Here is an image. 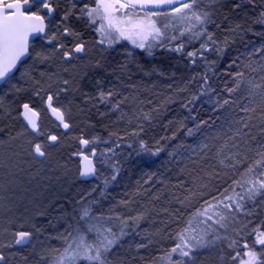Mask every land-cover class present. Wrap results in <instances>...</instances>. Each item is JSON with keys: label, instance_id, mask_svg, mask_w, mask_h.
Listing matches in <instances>:
<instances>
[{"label": "trees", "instance_id": "1", "mask_svg": "<svg viewBox=\"0 0 264 264\" xmlns=\"http://www.w3.org/2000/svg\"><path fill=\"white\" fill-rule=\"evenodd\" d=\"M87 2L94 4L92 0H84L82 3ZM233 2L235 0H220V3H215L214 0H202L199 4L200 8L212 13V19L215 23L208 24L207 30L213 33L217 44H222L226 33L229 34L227 36L229 43L222 58H218L215 52L204 53V56L209 61H217L213 71L208 70L209 65L200 59L199 56L196 58V63L193 64L191 58L186 55L187 52L199 49L200 44L204 42L206 37L189 41V37L192 34L186 33L184 37H180V39L170 43V47H176L183 43L184 48L181 52L171 51L168 47H154L151 49L152 54L149 55L147 48H138L130 42L121 43L117 47V54L108 62L105 69L91 77L84 86L83 90L86 92L84 99L86 115L89 117V122L94 125V129L102 134L99 138L100 143H95L97 148L102 151H107L109 148L117 151L130 149L133 153L128 167L124 168L123 183L129 184L128 191L125 190V193L120 196V192L117 194L118 198L125 199L120 204L130 209L139 206L138 215L143 214L148 219L151 218L150 222L154 224V228L149 230V232L154 234V243H144L146 247L137 248V245L140 244L135 233L137 226H135L133 231V226L129 222L130 227L127 229L129 235L125 236L121 241L123 247L115 250L116 256L113 257L115 264H168L163 257L177 243L176 234L187 226V221L192 219V226L197 228L198 231L205 227L198 223L203 217L193 218V213L202 207L205 200L220 196L226 188L229 189V194H231L232 187H235L237 192L243 194V190L235 186L233 181L247 179L248 177H245L242 173L252 163V160L258 157L254 153L249 152L246 154L250 159L240 167H237V169H224L221 170L220 174L215 171L216 168L213 163L215 164L214 160L217 157L218 146L222 144L220 140L225 137L221 133L222 126L229 124L233 114L237 113V103L226 106L224 109H219L215 108L214 101L219 100L222 102L225 98L236 101L239 90L232 93L231 96L224 91L226 86H234L231 77L224 74L232 60H236L237 65H239V67L234 66L229 70L234 73L243 71L244 66L241 65L244 64L250 53L253 56H260L254 50L264 47V24L256 21L260 12L264 11V3H262V0H255L254 4H249L247 0H239L241 7L234 10L232 8ZM56 10L59 19L64 10L61 8ZM225 16H227V19H225ZM237 23L243 24L245 30L240 31L238 34L230 32L229 29ZM86 25L87 21H84L80 27L76 24L75 28L83 30ZM217 25H219V28ZM185 26V24L175 25V27H169L167 32L169 36H179V30ZM199 27L197 26L193 30H199ZM165 44H169V42L165 41ZM208 47L213 48L215 45L209 43ZM237 57L239 59H236ZM205 73L210 77L209 83L215 91L200 96L201 77ZM18 74L19 72L16 75ZM98 81L99 84L97 83ZM3 88L5 87H2L0 91ZM109 88H126L136 98V101L138 98L144 100V102L155 101V107L158 108L159 106V108L164 109L160 112L165 113L168 107L166 115H161L156 121L143 123L144 125L141 127H134L139 132L138 136L130 134L124 138L119 132H112L109 129L108 123L104 121L111 123V120L103 118L104 113L94 103L97 101L96 94L103 91L106 92L107 96V89L110 90ZM193 95L199 96V99L192 104H188ZM19 98V103L14 106L10 115V122L7 124L0 122V128L12 132L21 129V125L16 119L20 105L23 102L35 105V101L28 99L27 96ZM169 101L172 104L167 106ZM186 104H188V107H185ZM261 114L260 106L258 105L255 113H242L241 117L246 119L247 116H252L253 119L250 123L253 124L256 119L262 118ZM202 121H208V125L201 124ZM197 124H201L199 131L195 130ZM234 125L236 124L231 126ZM261 126L264 125L260 124ZM14 127L17 128L14 130L12 129ZM189 128L194 130V134L191 136L187 134V129ZM255 129L257 130L258 128ZM252 134L256 135L257 141L262 139L259 130ZM91 138L93 140V137ZM141 140L147 144L152 152H155L157 148H161L162 151L155 156L142 152L140 149ZM189 142L207 145L206 148L203 147L204 158L203 155L194 159L189 158L186 152L190 147L187 144ZM255 143V141H252L253 146H255ZM174 153L175 156H172ZM239 158L243 159V154ZM137 172H145L140 179H143L145 175L147 184H138L140 179L135 175ZM157 176L165 180L166 176L169 177V184L166 188L158 186L154 188L152 190L153 200H150V192L148 193L150 188L148 186L153 182L152 179H156ZM206 177L207 183L204 185L208 186V177H212L215 182L221 181V185L226 182V186L215 195V190H207L206 187L199 189L200 180ZM104 183L101 182L94 191H88V183H81L72 191L73 195L71 197L64 199L63 207L71 215L74 223L78 218L79 210L83 206H89L94 215H100L104 207H109L113 203L109 199L111 188L109 190L105 189ZM203 192L208 193L207 197L203 196L188 211L192 204L191 201ZM192 193H195V195H191ZM186 197H189V199H186ZM263 198L257 197L255 202L245 200L244 212L237 214L235 220L230 219L227 222V228L215 226L220 236L227 237V239L218 241L215 244L217 246L215 251L219 255L227 257V263L225 264H239V258L235 261L231 259L232 256L236 255L237 251L240 252V258L245 259V249H243L242 245L245 241L251 245L255 239L254 235H248V233L254 227L264 228V204L260 203ZM181 201H184V203L181 204ZM116 203L115 207L119 202ZM115 207L113 206V208ZM248 212H251L252 215H247L246 213ZM104 216L107 217L106 214ZM143 220H146V218ZM243 224H248V227L243 229L241 235H237L233 229H240ZM167 239L170 244L168 248L162 250L157 247L156 243L160 244ZM231 239L238 241L235 249L228 248V243ZM200 253L202 256H204L203 254L208 255L206 248L199 250L197 255ZM176 258L174 255L173 259ZM47 259L49 258L44 259V262H47ZM31 262V260H28L25 264H31Z\"/></svg>", "mask_w": 264, "mask_h": 264}, {"label": "snow or ice", "instance_id": "2", "mask_svg": "<svg viewBox=\"0 0 264 264\" xmlns=\"http://www.w3.org/2000/svg\"><path fill=\"white\" fill-rule=\"evenodd\" d=\"M54 2L58 7L59 0H39V2L37 0H0V82H3V84L11 85L14 70H20L17 65L21 64L23 66L24 62L22 58L32 57V53L29 51L30 37L43 34L42 39H46L49 44L57 41L60 37H74L77 41L71 48L66 47L64 43H60L58 46L53 45V51L51 53L43 51L36 52L35 59L40 62L49 60L53 55L61 52V50H63L61 58L65 61H71L77 58L75 54L85 52V42L80 40L79 33L74 31L70 24L65 23L75 14L73 10L77 8V4L81 3L82 0H67L70 7L64 11L60 23L56 25L57 31L48 35V25L45 24V19L46 17H51V14L56 11V8L53 7ZM201 2L202 0H94V7H89L87 3H84L79 8L80 15L77 19L82 17L86 18L89 26L96 25L99 21V26L95 29L101 35V38L97 42L98 44L107 42L108 46L111 47L121 39H128L138 48H147L149 55L152 54L151 49L154 47H168L171 51L181 52L184 48L183 43H180L176 47H170V43L171 41L180 39V37H184L186 33L192 34L189 37V41L206 37L204 42L200 44L199 49L187 52L186 55L191 58L193 64L196 63V58L199 56L200 59L209 65L208 70L213 71V67L217 61H209L204 56V53L209 51L215 52L218 58H222L229 41L226 37L222 44H217L213 33L207 30L208 24L215 23L212 19V13L204 8H200L199 4ZM214 2L220 3V0H214ZM247 2L254 4L255 0H247ZM262 3H264V0H262ZM33 5L36 6L37 10H31ZM137 7L141 11H144L143 17L139 16ZM240 7L241 3L239 0H235L232 8L235 10ZM125 9L128 11L125 12ZM43 10H47L45 14H41ZM134 16L136 19H133ZM154 17L163 18L159 26L158 20L154 19ZM225 19H227V16H225ZM54 20L55 18L52 17L49 20V24H52ZM172 20H177L181 24L186 25L179 30V36H169L167 32L169 27H175L172 24ZM256 22L264 24V11L260 12ZM197 26H200L199 30L194 31L193 29ZM217 27L219 28V25ZM243 30H245L244 26L240 23H237L229 29L230 32L237 34ZM165 41H168L169 44H165ZM209 43L215 45V47L209 48ZM254 52L260 54L261 59L264 60V47L255 49ZM249 55H252V53ZM236 59H239V57ZM234 66L239 67L236 60H232L228 64V69L224 73L231 77L234 86H226L224 91L231 96L232 93L241 89L246 83L248 92L243 99L248 100L249 97L259 95L262 104H264V84L257 83L255 79L246 80L243 71L230 72L229 70ZM244 66L251 67V64H245ZM261 67L264 68V64ZM64 71H68V69L66 68ZM252 71L255 72L256 69L252 68ZM213 74L215 73L213 72ZM41 75L44 74L41 73ZM21 77H30L28 69L21 72ZM260 79L264 81V75ZM201 80L200 96L215 91L209 83L210 77L207 73L201 77ZM34 83L39 84L40 81H34ZM62 83L67 86L70 81L64 79ZM97 83L99 84V81ZM11 87L16 92L23 91V89L15 85H11ZM66 90V87L61 89V91ZM113 94V92L109 91L106 96L105 92L101 91L99 98L101 101H106L107 97H111ZM35 95L39 96L40 91L37 90ZM53 99L52 94L47 95L48 108L59 121V124L64 129H69L70 124L65 120L64 111L59 107L53 106ZM197 99H199V96L193 95L188 101V104H192ZM234 103L236 101L227 98L223 99L222 102L219 100L214 101L215 108L219 109H224L226 106ZM188 104L185 107H188ZM2 107L3 98L0 97V108ZM21 107L23 111L20 115L26 121L24 131L14 136L9 134V141L0 140V145H4L10 141H17L21 136L29 135L32 138L28 140V147L25 151H27V154L33 161L44 163L49 155L48 149L56 147L60 142V137L57 135H48L46 140H39L38 137L44 135L37 123L39 113L29 102L22 103ZM118 107L119 104L114 106V108ZM240 110L246 114L255 113L256 107L244 105L241 106ZM144 118L149 119V116L146 114ZM252 119L253 117L249 115L246 119L233 118L229 121V123H234L239 125V127H236L234 131L231 128L229 129L231 135L228 136V141H234L237 137H240L242 143H232L231 148L235 149V151H229L225 154L224 147H227L226 141L225 146L218 150L217 153L221 157L219 163L225 168H231L233 170L250 159L246 153L251 152L258 157L252 160V163L244 169L242 175L248 177L247 179L233 181L235 186L243 190V194L237 192L235 187H232L231 194H229V189L226 188L220 196L205 200L202 207L193 213V218L203 217L198 223L205 227L198 231L197 228L192 226V219L188 220L187 226L176 234L175 239L177 243L163 257V259L167 260L168 264H196L199 250L213 246L223 239H227V237H222L217 233L216 225L219 228H227V222L230 219L235 220L237 214L244 212L245 200L255 202L257 197H264V126L259 128L262 139L257 141L256 135L252 134V129L257 127V125L250 123ZM260 123L264 125V116H262ZM201 124L208 125V121H202ZM201 124L196 125V131L200 130ZM29 129L31 130L30 132ZM244 129H248V131H244ZM3 132L4 129L0 128V133ZM187 134L189 136L193 135L194 130L191 128L187 129ZM133 135L138 136L139 132H134ZM96 139L98 138L90 141L89 139L81 137L79 143L87 148L90 144H95ZM250 141H255V146ZM203 147L206 148L207 145H203ZM140 149L142 152L150 153L153 156L158 155L162 151L161 148H157L155 152H152L143 140L140 141ZM107 151H112V149H108ZM242 154L243 159H240L239 157ZM74 155L81 157L82 170L80 171V176L88 177L95 175L96 167L93 159L85 154L83 149L74 153ZM101 155L103 156L104 153H101ZM95 156L96 151L93 148L91 149V157ZM8 159L11 160V156ZM112 179L115 180L116 176L113 175ZM202 187H207V185H202ZM191 195H195V193ZM201 195H204V193H201ZM186 199H189V197H186ZM183 203L184 201H181V204ZM260 203L264 204V199H261ZM246 214L252 215L251 212ZM143 218V214L128 218H121L119 215L107 217L103 214L94 215L89 206H83L79 210L75 224L69 225V228L57 237L63 243L62 250L58 248L47 250L48 254L52 256V264H115L113 259L116 256L115 250L123 247L121 241L125 236L129 235L127 231L130 227L129 222L131 221L133 226L132 230L134 231L135 226H138L139 221ZM249 223L251 222L249 221ZM247 227L248 224H243L240 229L234 228L233 231L237 235H241L243 229ZM33 234V232L26 230L16 231L13 233L14 240L12 243L0 245V248H11L16 245L26 246L31 243ZM248 235H254L255 239L251 245L247 241L242 245L243 249L246 250L244 256L247 259L240 258L239 251L231 259L235 261L239 258V264H264V228L254 227ZM210 236L211 238H209ZM237 243L238 241L236 239H231L228 243V248L235 249ZM257 245L261 246L259 251H257ZM142 247H146V245H137V248ZM53 253L55 255H52ZM174 255L177 257L176 259H173ZM46 258L45 256L40 257L41 260ZM0 264H7V256L3 251H0Z\"/></svg>", "mask_w": 264, "mask_h": 264}, {"label": "rangeland", "instance_id": "3", "mask_svg": "<svg viewBox=\"0 0 264 264\" xmlns=\"http://www.w3.org/2000/svg\"><path fill=\"white\" fill-rule=\"evenodd\" d=\"M84 0H82L83 2ZM81 2V3H82ZM94 3V0H92ZM78 3L77 8L74 9V15L69 18L68 21H66V24H70V19H74V22L76 20L84 19L86 18H80L77 19V17L80 15L79 8L83 6L84 3ZM57 8H61L62 10H66L70 5L68 4L67 0H59V6L57 7V4L53 3ZM89 7H94V4H91L90 2H87ZM125 12L128 10L125 9ZM137 12L139 13L140 17L144 16V11H141L140 9H137ZM63 16V14H62ZM61 16V17H62ZM133 19H136L134 16ZM154 19L158 20V26L161 21H163V18H156ZM61 20H54L52 24H50V34L55 33L57 31L56 25L60 23ZM87 21V20H86ZM71 22V21H70ZM72 23V22H71ZM173 25H181V23L177 20H172ZM73 28V25L70 24ZM99 26V21L96 25L89 26L91 27L92 31L94 32L96 36V41L89 42L88 40H85L82 34L79 33L80 40L85 42L86 50L85 52L81 54H75L77 58L72 59L70 62H66L61 58L60 55L57 53L53 55L49 60L40 62L35 59V53L36 52H46L51 53L53 51V45L58 46L60 43H63L66 39H69L70 41H76L74 37H60L57 41H54L52 44H49L46 39H41L36 41L32 46V57L31 59L23 65L18 75L12 78L11 85H15L18 88L23 89V91L16 92L11 85L7 84L5 88H3L2 91H0V97L3 98V107L0 108V122H3L4 124H7L10 122V115L13 111V108L15 105H17L20 101L21 94H25L28 99H33L34 101H37L39 105H37L36 109L40 112L42 116L41 120V127L40 130L44 133L43 136L38 137L39 140L43 139L45 135H47V131H50L48 135H57L60 137L63 145L69 144L72 142L70 133H75L76 129L80 128V133L88 139L89 136L93 135V132H88L90 129L88 126L85 125L86 118V109L82 107L80 104V100L83 98V91L82 93L78 92L79 88L83 84L84 81H87L97 73L101 72L103 68L105 67V64L111 54V52L114 51V48L118 45V43L123 42H131V40L128 39H121L118 43L113 44L111 47L108 46L107 42L104 44H98L97 42L101 38L100 33L96 32L95 29ZM76 31L75 29H73ZM229 34L226 33L225 38ZM134 45V44H133ZM93 50V51H92ZM89 52L91 53L89 55ZM251 64V67H245V64ZM264 64V60L261 59V56H253L249 55L248 58H246V61L243 65L244 69L243 72L245 73L246 80L247 79H255L257 83L264 84V81L260 79L262 75H264V68L261 67V65ZM68 69V71H64V69ZM252 68H255L256 71L253 72ZM25 69H28L30 72V77H21V72H23ZM43 73L44 75H41ZM64 79H68L70 81L69 85L65 86L63 85L62 81ZM34 81H40L39 84L34 83ZM67 88L66 91H61L62 88ZM72 87V90H71ZM74 87V89H73ZM123 90V88H115ZM115 89H111L112 92L116 91ZM39 90L40 95H35V92ZM248 92L247 84L239 89V92L237 94L236 98V110L237 113L233 114V118H242L241 115L242 112L240 110L241 106L247 105L249 107H256L260 106V113L264 116V104H262L261 98L259 95H256L255 97H249L248 100L243 99L245 94ZM259 92V90H257ZM48 94L53 95H59V97L56 100V107L61 108L62 111H64L66 120L72 125V131L70 133H65L62 131V127L57 124L49 115L46 105V98ZM77 98V102L74 100ZM113 97H108L111 101ZM134 100V99H133ZM122 100H120L121 103ZM135 102V101H134ZM133 101H125L124 104L127 106H131L134 104ZM136 103V102H135ZM171 105L172 102L169 101L167 103V106ZM122 109V106H119L116 108L117 111H120ZM168 107L166 108L167 112ZM164 109H161L155 107V101H149L147 102V106L142 105L140 107V111L138 113L139 119L136 122V125H139L142 121L146 120H152V117H157L158 115H166V112H160ZM128 113L127 111L125 112ZM124 111L122 112L123 115H125ZM149 116V119H145V115ZM247 114H253V113H247ZM130 117V114L125 115ZM132 117V116H131ZM130 117V120H131ZM259 117V116H258ZM231 118V120L233 119ZM47 121V123H46ZM260 121L261 118L259 117L256 119V121L253 122V124L257 125L259 130L260 128ZM22 123V122H21ZM234 123H229L227 125L222 126V134L225 135L224 138H221L220 142H222L221 145H219L220 150L222 147L225 146V142L227 141V147H224V152L227 154L229 151H235V149L231 148L232 143H242L241 138L237 137L234 141H228V136L231 135V131L229 129L231 128L233 131L236 127H239V125H233ZM17 127H14L12 129H16ZM253 128L252 131L255 134L257 130ZM19 130V129H17ZM244 131H248V129H244ZM16 133V132H13ZM19 132L16 133V135ZM89 135V136H88ZM21 139V141H20ZM17 141L14 142H8L4 145H0V149H3L2 151L4 153L9 154L6 160L0 159V245H7L11 244L14 240L13 233L16 231L26 230L33 232V241L31 243L29 250V254L31 257L33 256H47L48 249L51 248H63V243L60 239L57 237L66 231V228L62 226L60 223H64L65 226L69 228V225H71L70 221V214L64 213L62 211L63 207V197L64 198L72 193V191L77 187L78 184V177L76 179H69L71 177H74L75 174V166L72 162H67L60 167V171L63 174H57L55 173L53 176L51 175L54 168L52 167L53 159L52 157H55L56 152L53 150L48 149V157L44 161V163H39L38 166H36V169H32L31 166L32 159L27 154L28 143H25L22 139L23 137H20ZM5 141H9V138L5 139ZM252 143V141H250ZM97 144L100 142L97 141ZM253 145V144H252ZM65 147V146H64ZM16 150L18 152L14 153ZM76 153V152H75ZM101 153H104V155H99L98 158V165L100 168V174L103 177H109V175L112 172H115V176L117 179L120 176V166L125 165L130 156L128 154L123 155H117L114 158L113 153L109 151H101ZM11 156V160L8 158ZM220 156L217 155L214 162L216 163V167L222 170H229L231 168H225L219 163ZM115 159V160H114ZM214 165V163H213ZM239 165L238 167H240ZM58 172V171H57ZM118 174V175H117ZM209 178V185L206 187L207 190L214 189V178ZM69 181V183L66 185V183ZM65 185V186H64ZM119 185V184H118ZM124 189L122 190V187L118 192H120L119 196L122 193H125V190L128 191L129 184L123 183L122 184ZM202 185H204L203 179L199 183V189H201ZM226 186V182L220 186L218 190H215V194L221 191L222 188ZM89 188L97 187L96 182L90 184L88 186ZM122 190V191H121ZM204 193V192H203ZM62 194V195H61ZM208 193H204V195H199L198 197L194 198L191 202L195 205L199 202V200L202 199L203 196L207 197ZM210 196V195H209ZM212 196V195H211ZM52 197V198H51ZM112 204L115 207L116 202H123L125 199L118 198L117 195H112ZM51 198L50 200V207L46 208V210H40V205L43 202L46 203V200ZM129 199V197H128ZM264 199V198H263ZM38 201L40 204L37 205L34 203L35 201ZM48 203V202H47ZM23 206H22V205ZM35 204V205H34ZM110 205V206H111ZM109 206V207H110ZM108 207V208H109ZM45 208V207H44ZM77 210V209H76ZM109 209L103 210L105 212L104 214H109ZM111 213H115V216L119 215H126L128 214L127 208L123 205L121 207H115L110 210ZM63 216H62V215ZM59 216L61 217V220L59 219ZM110 216H112L110 214ZM61 221V222H60ZM35 225V227H33ZM6 227H9V230L6 229ZM39 229V231H37ZM139 240L138 243L144 244L148 243V240H144L146 237L141 234V231L139 233ZM154 242H150V244H153ZM167 243L166 241H163L162 243L158 244L156 243L158 248H162L164 244ZM149 244V245H150ZM261 247V246H260ZM151 250V249H150ZM154 250V249H152ZM0 251H3L5 255L7 256V263L9 261L16 263L17 259V253L18 248L16 246H13L11 248L4 247L0 248ZM151 252V251H150ZM52 255H55L54 253ZM204 256L197 255L196 264H225L227 263V257L225 255H219L218 252L216 254H203ZM52 256L49 257L46 261L49 262L52 259H50ZM21 258V257H20ZM28 259H24L25 264ZM33 259V258H32ZM245 259H247L245 257Z\"/></svg>", "mask_w": 264, "mask_h": 264}, {"label": "bare ground", "instance_id": "4", "mask_svg": "<svg viewBox=\"0 0 264 264\" xmlns=\"http://www.w3.org/2000/svg\"><path fill=\"white\" fill-rule=\"evenodd\" d=\"M63 14H64V12H63ZM62 16V15H61ZM55 20H61V17L58 19V15L56 14V17H55ZM72 23H71V22ZM70 21H69V23L70 24H72L73 25V29H75L76 30V32L77 33H80V34H82V36L84 37V39L85 40H88L89 42H91V41H93V42H95L96 41V36H95V34H94V32L92 31V29H91V27H89V25H88V23H87V25H86V28H84L83 30L82 29H76L75 28V26H76V24H78V27H80V25H82L83 24V22L84 21H86V20H84V19H80V20H76L75 22H74V19L72 18V19H70ZM50 34V26H49V28H48V35ZM38 41V40H37ZM36 42V41H35ZM34 42V43H35ZM58 42V41H57ZM71 42L74 44L75 42H77V41H70L69 39H66L63 43L66 45V47H68V48H71L72 46H73V44H71ZM33 43V44H34ZM121 43H118V45H120ZM118 45L114 48V51L113 52H111V54H110V56H109V58H108V60H107V62H106V64H105V66L108 64V62L117 54V47H118ZM62 51L63 50H61V52H58L57 54L58 55H60V56H62ZM93 51V50H92ZM78 54H83V53H78ZM91 53L89 52V55H90ZM31 59V57L29 58V60ZM29 60H27L23 65H25ZM66 62H70V61H66ZM23 66H21V68H22ZM21 68H20V70H21ZM103 69H105V67L103 68ZM19 70V71H20ZM89 80V79H88ZM87 80V81H88ZM87 81H84L83 82V84L81 85V87L79 88V90H78V92H80V93H82V91H83V98L80 100V104L82 105V107L83 108H85V106H86V104H84V99H85V94H86V92L83 90L84 89V86H85V84L87 83ZM73 89H74V87H73ZM110 89V88H109ZM71 90H72V87H71ZM116 91L114 92L113 91V95H112V99H111V101H107V100H109L108 99V97H107V100L106 101H101L100 100V98H99V93L98 94H96V102H94L97 106H98V108L99 109H101L102 110V113H104L103 114V118H109L111 121V123H109L108 121H104V122H106V123H108V125H109V129L112 131V132H119L124 138H126L127 136H129L130 134H133L134 132H137V130L134 128V127H141L142 125H144L143 123H150V122H152V121H156L157 120V118L158 117H160V115H158L157 117L155 116V114L153 113V117H152V120H148V121H146V120H144V121H142L139 125H136L137 123V121H138V119H139V116H138V113H139V111H140V107L142 106V105H144V106H147V101H145L144 102V100H142V99H137V101H136V98L135 97H133V95H132V93L131 92H129L128 90H126V88H123V90H120V89H115ZM109 91H111L112 92V90L110 89V90H108L107 89V92H109ZM53 95V94H52ZM105 95H106V92H105ZM25 96V94H21V96L20 97H24ZM53 97H54V99H53V101H54V103H56V100L59 98V97H61V96H59L58 94L56 95H53ZM62 98V97H61ZM134 99V100H133ZM33 100V99H32ZM120 100H122L121 101V103H120ZM75 102H77V98L74 100ZM125 101H135L134 102V104L133 105H131V106H127V105H125L124 104V102ZM24 103V102H23ZM46 103H47V98H46ZM35 105H32V104H30L36 111H38L37 109H36V107H37V105H39L38 103H37V101H35V103H34ZM117 104H119V106H122V109L120 110V111H117L116 110V108H114V106L115 105H117ZM21 105H22V103H21ZM21 105H20V108H19V111H18V114H17V117H16V119H17V121L19 122V125H21V129H19V130H15L16 131V133L17 132H19V133H21V132H23L24 131V127H22L23 125L25 126L26 124L24 123V121H23V117H22V115H20V113L23 111V109H22V107H21ZM86 109V108H85ZM124 111V113L127 111L128 113L127 114H130V117H131V120H130V117H129V119H128V117L127 116H125V115H127L126 113H125V115H123L122 114V112ZM39 112V111H38ZM87 112V111H86ZM39 114H40V112H39ZM87 114V113H86ZM40 116H41V114H40ZM89 117L86 115V118H84V120H85V125L84 126H88L89 127V131L88 132H93V135H91V136H89L90 138H89V140L91 139L92 140V138L91 137H93V139L94 138H98V139H96V142L97 141H100V137H101V133L100 132H98V131H96L95 129H94V125L93 124H91L90 122H89V119H88ZM65 119H66V116H65ZM41 120H42V116H41ZM41 120H40V122H39V128L41 127ZM55 121V120H54ZM22 122V123H21ZM57 124H59L57 121H55ZM66 122H68L67 120H66ZM46 123H47V121H46ZM69 123V122H68ZM70 124V123H69ZM60 125V124H59ZM62 128V131L63 132H65V133H70L71 131H72V125L70 124V129H68V130H66V129H64L63 128V126L62 125H60ZM80 128H78V129H76V131H75V133H70L69 134V136L71 135V137H72V142H70L69 144H65V145H63V143H62V141H61V139H60V142H59V144L56 146V147H51V148H49V150H53V151H55L56 152V154H55V157H52V159H53V161H52V163H53V165H52V167L54 168V170H53V172H52V176L55 174V173H57V174H63V173H61V171H60V166L61 165H63V164H65V163H67V162H72L73 163V165L75 166V168H76V170H75V174H74V177H71L70 179H69V181L72 179H76L77 177H78V184H77V186L78 185H80L81 183H88L89 185L90 184H92V183H94V182H96V184H97V187H94V188H88L89 190L88 191H94V190H96L97 188H98V186H99V184L101 183V182H105L104 183V188L105 189H107V190H109L110 188H111V191H110V194H109V199H110V201L112 200V195L114 196V195H117L119 192V190H120V188L122 187V190H123V179H124V176H125V171H124V168L125 167H128V164H129V162L132 160V157H133V153H132V151L130 150V149H127V150H115V149H112V148H109V149H112V151H109V152H114L113 154V157L116 159V158H118V157H116L117 155H123V154H128L129 156H130V158H129V160H128V162L125 164V165H122V166H120V176H119V178L117 179V177H116V179L115 180H113L112 179V177H113V175L115 174V172H112L110 175H109V177H103V176H101V174H100V168H99V165H98V158H99V155H101V151L102 150H100V149H98L97 148V146H96V144H90L87 148H85L84 149V146H82V145H80V143H79V139L81 138V137H83V138H85V139H88V137H86V136H84V135H82L81 133H80V130H79ZM30 130V129H29ZM31 131V130H30ZM16 133H13L12 131H10V130H4V132L3 133H0V140H5V139H7V138H9V134H11V135H16ZM48 133H50V131H47V135H45L44 137H43V139H41V140H46V138H47V136H48ZM252 133H253V131H252ZM21 137H23V141L25 142V143H28V140L29 139H31L32 137L31 136H29V135H24V136H21ZM90 140V141H91ZM20 141H21V139H20ZM219 142V141H218ZM188 144V146H190L188 149H187V153H188V155H189V158H191V159H194V158H196V157H198V156H200V155H203V158H204V151H203V145L202 144H199V143H195V142H189V143H187ZM109 145H110V143H109ZM65 146V147H64ZM110 146H112V145H110ZM95 149V151H96V157H95V163H96V165H97V173H96V175H95V177H94V179H92V180H83V179H81V176H80V171L82 170V162H81V157L80 156H77V155H74V153L76 152H79V151H81V149H83V151H84V153L85 154H87V155H89L90 157H91V149ZM3 149H0V159L1 160H6L7 159V157L9 156V154H7V153H4L3 151H2ZM16 152H18V150H16L14 153H16ZM172 156H175V153L172 155ZM202 157V156H201ZM91 158H93V157H91ZM114 159V160H115ZM31 163H32V165L33 166H31L32 167V169H36V166H38V164H39V162H37V161H31ZM214 167L216 168L215 169V171L217 172V173H221V168L219 169L218 167H216V163L214 164ZM34 169V170H35ZM58 171V172H57ZM143 174H145V172H137L135 175H137L138 176V179H140V178H142V176H143ZM147 174V173H146ZM218 174V175H219ZM170 178L169 177H167L166 176V180L165 179H163L162 177H159V176H157V178L155 179H152L153 180V182L148 186L150 189L148 190V193H149V198H150V200H153V189L154 188H157V186L158 187H162V188H166L167 186H168V184H169V182H168V180H169ZM69 181L66 183V185L69 183ZM201 181V180H200ZM203 181H204V184H206L207 183V177L205 178V179H203ZM147 182V179H146V176L144 175V178L143 179H140L139 180V182H138V184L139 185H141V184H145ZM221 181H217V182H215L214 183V189L213 190H218L219 188H220V186H221V183H220ZM220 183V184H219ZM119 184V185H118ZM147 184V183H146ZM65 186V185H64ZM121 186V187H120ZM121 190V191H122ZM74 191V190H73ZM167 192V191H166ZM62 195V194H61ZM73 194L72 193H70V194H68L65 198H64V196H62L63 198V201H64V199H66V198H69V197H71ZM77 197V196H76ZM52 198V197H51ZM51 198H49V199H47L46 200V203H42V204H44V205H40V210H46V208H49L50 207V200L52 201V199ZM48 202V203H47ZM34 203H36L37 205H39L40 203L36 200ZM117 204V203H116ZM22 205V204H21ZM35 205V204H34ZM192 205H193V203L191 204V206L188 208V211L191 209V207H192ZM23 206V205H22ZM45 207V208H44ZM116 207H121V204H118ZM139 206H136L135 208H133V209H130V208H127V211H128V214H126V215H120V217L121 218H128V217H134V216H137L138 215V212H139V208H138ZM108 210L109 209V214H106V216H110V214L112 215V216H115V213H111V209H113V206H110L109 208L108 207H104L102 210H101V214H103V215H105L104 213L105 212H103V210ZM62 211L64 212V213H66L67 212V210L64 208V207H62ZM64 215V214H63ZM62 215V216H63ZM61 216V217H62ZM61 217L59 216V219L61 220ZM144 218L143 219H145L146 218V220H140L139 221V223H138V226L136 227L137 229L135 230V233H136V235H137V240H139V237H138V233H140V231H141V234L143 235V236H145L146 238L144 239V240H148V242H154V239L153 238H155L154 237V234H152L153 232H149V230L150 229H152V228H154V224L152 223V222H150L152 219L151 218H147V217H145V216H143ZM70 221H71V225L72 224H75L74 223V220L72 219V217H71V215H70ZM61 222V221H60ZM131 222V221H130ZM145 223V224H144ZM60 224H62V226H64V228H66V229H68V227L67 226H65V224L62 222V223H60ZM142 225V224H144V225H142V226H140V225ZM6 229L7 230H9V227H6ZM148 237H150L149 239H148ZM32 241H33V236H32V238H31V243H32ZM31 243L30 244H28V245H26V246H19V245H16V247L18 248V253H17V259H16V263L15 264H23L24 263V259L26 260V259H28V258H30L29 260H31L32 262H31V264H52V260L51 261H49V262H44L45 260L43 259V260H41L40 259V257L39 256H33V257H31L30 256V254H29V248H30V246H31ZM3 245H4V243H3ZM169 240L167 239V243L166 244H164L163 245V247L161 248L162 250L163 249H165V248H168L169 247ZM217 246L216 245H213V246H210V247H208V248H206V251L209 253V255H211V254H216L217 253V251H215V248H216ZM4 248V247H3ZM256 248H257V251H259L260 250V246L259 245H257L256 246ZM246 251V250H245ZM150 253V252H149ZM160 255H161V252H160ZM21 257V258H20ZM47 257V256H46ZM50 257V256H49ZM49 257H47V258H49ZM246 257V256H245ZM33 258V259H32ZM152 258H154V257H152ZM247 258V257H246ZM50 259H52V257L50 258ZM28 262V261H27ZM26 262V263H27ZM7 264H14L13 262H10L9 263V261H8V263Z\"/></svg>", "mask_w": 264, "mask_h": 264}, {"label": "water", "instance_id": "5", "mask_svg": "<svg viewBox=\"0 0 264 264\" xmlns=\"http://www.w3.org/2000/svg\"><path fill=\"white\" fill-rule=\"evenodd\" d=\"M37 2H39V0H37ZM33 7V6H32ZM54 7V6H53ZM137 9H139V7H137ZM32 10V9H31ZM149 10H152V9H149ZM46 11L47 10H44V13H46ZM56 11L54 12V13H52L51 14V17H46V19H45V24L46 25H48V28H49V20L52 18V17H56ZM47 32H48V29H47ZM42 36H43V34H40V35H38V36H33V37H30V47H29V51L32 53V46H33V43L35 42V41H37V40H39V39H41L42 38ZM29 58L30 57H23L22 58V61L25 63L27 60H29ZM23 63V64H24ZM17 67L20 69L21 68V64H18L17 65ZM18 73V71H16V70H14V72H13V74H12V77L13 76H15L16 74ZM4 84H3V82H0V87H2ZM53 106H55L54 105V101H53ZM49 109V108H48ZM49 111H50V114H51V117L55 120V121H57L58 123H59V121L55 118V116H53V114L51 113V110L49 109ZM38 112V111H37ZM39 113V112H38ZM40 120H41V116H40V114H39V116H38V119H37V123H38V125H39V122H40ZM66 120V119H65ZM24 121V120H23ZM24 123L26 124V121H24ZM70 129V128H69ZM66 130H68V129H66ZM84 149H85V147H84ZM96 157V156H95ZM95 157H93V158H91V159H93V163H94V165H95V167H96V173H97V165H96V163H95ZM96 173H95V175H96ZM95 175H92V176H88V177H82L81 176V179H83V180H92V179H94V177H95Z\"/></svg>", "mask_w": 264, "mask_h": 264}, {"label": "flooded vegetation", "instance_id": "6", "mask_svg": "<svg viewBox=\"0 0 264 264\" xmlns=\"http://www.w3.org/2000/svg\"><path fill=\"white\" fill-rule=\"evenodd\" d=\"M53 6L55 7V5L53 4ZM56 8V7H55ZM32 10L33 11H35V10H37L36 9V6L35 5H33V7H32ZM57 11V10H56ZM57 13V12H56ZM41 14H45L44 13V10H43V12L41 13ZM50 25V24H49ZM71 44H73L72 42H71ZM33 51V50H32ZM18 72H20V71H18ZM16 76V75H15ZM15 76H13V77H15ZM12 77V78H13ZM7 84H4L2 87H5ZM2 87H0V89L2 88ZM46 105H47V103H46ZM54 105L56 106V104L54 103ZM47 110H48V113H49V115H50V117H51V114H50V111H49V109H48V106H47ZM52 118V117H51ZM53 119V118H52ZM54 120V119H53ZM29 132H30V130H29Z\"/></svg>", "mask_w": 264, "mask_h": 264}]
</instances>
